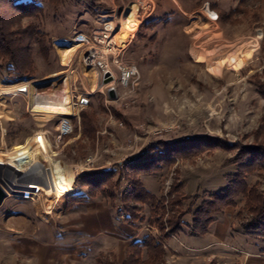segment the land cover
Returning <instances> with one entry per match:
<instances>
[{
  "label": "rangeland",
  "instance_id": "rangeland-1",
  "mask_svg": "<svg viewBox=\"0 0 264 264\" xmlns=\"http://www.w3.org/2000/svg\"><path fill=\"white\" fill-rule=\"evenodd\" d=\"M153 2V11L142 21L136 0H94V7L86 0H46L37 20L21 17L16 23L38 22L52 51L43 57L33 43L34 76L15 77L0 68V154L9 159L25 155L29 140L30 151L41 148L45 154L44 145L51 155L58 197L66 200L49 211L31 197L8 195L0 205V264H95L97 259L122 264L127 247L111 239L78 237L75 230L85 228L78 226L80 216L74 213L78 203H67L69 195L86 192L76 186L78 174L107 170L116 165L115 159L133 163L144 152L149 158L145 164L162 160L159 168L148 171L154 176L147 189L157 190L165 205L171 185L184 182L179 194L186 198L179 206L167 204L159 221L163 230L194 196L192 210L227 186L238 170V163L229 160L241 150L258 149L256 158L264 162V0ZM111 18L120 24L119 30L126 22L135 23L121 58L124 65H134L137 74L128 87L118 86L117 99L106 102L101 91L108 85L100 84L94 69L93 76H85L82 52L70 38L80 27H94ZM94 75L96 88L91 89ZM61 116L71 117L72 132L65 137L58 134ZM192 137H203L199 141L203 146L206 141L214 144L213 138L234 145L206 147L174 157L173 163L161 159L160 155L169 156L164 143ZM123 170L125 175L124 166ZM67 175L72 177L65 181ZM128 182V176L122 177L111 202L119 222L131 225L117 226L124 233L121 237L132 242L153 234L165 250L151 261L142 252L133 264H264V248L257 243L247 256L229 247L215 253L195 250L180 235L166 239L158 226L145 225L151 215L149 203L128 201L135 215L129 221L120 199ZM246 182L249 189L262 193L264 167L248 173ZM47 194L52 195L50 190ZM235 201L225 209L233 215L231 229L239 232L250 214L247 197L238 195ZM23 214L29 226L26 221L23 226L21 221L12 224ZM191 217L186 214L183 221ZM139 222L145 226H137Z\"/></svg>",
  "mask_w": 264,
  "mask_h": 264
},
{
  "label": "trees",
  "instance_id": "trees-1",
  "mask_svg": "<svg viewBox=\"0 0 264 264\" xmlns=\"http://www.w3.org/2000/svg\"><path fill=\"white\" fill-rule=\"evenodd\" d=\"M45 1L46 0H0V68L5 69L8 74L15 75V77L34 76L35 70L32 60L33 43L38 45V51L43 57H47L50 51H52L51 42L40 28L38 22H30L27 25L20 26L16 24L21 20V17H30L37 20L44 10L43 2ZM86 1L88 5L92 4V7H94V0ZM207 11H209V9H207ZM81 115L84 119V114ZM86 120L85 118L84 123H86ZM196 137L180 139L167 144L164 142V144L160 143L166 146L167 153H169V156L160 155L162 157L161 159L167 163H173L174 157L188 155L191 154V152H199L206 147H223L229 149L234 145L221 142L218 138H213L214 144L206 141L205 146H203L199 142L203 137ZM239 150H241V148ZM257 150L245 148L238 153V156L230 159V162L238 163V170L236 174L228 179L227 186L220 192L211 194L210 200L202 201L196 209L192 210V206L197 199V197L194 196L188 208L176 215L172 221L170 220L171 225L168 226V230H163L164 226L159 221H161L160 218L164 216V209L169 202L172 206H179L186 198L185 195L180 196L179 194L183 185L179 180L171 185L166 205L165 198H158L146 190L142 182L137 178V175L140 173H148V171H154L153 169L159 168L158 163L162 160L155 161V163L153 162L154 167L150 163L145 164L144 162H149L147 161L149 158L144 152L138 155L137 159L133 162L135 164L131 163L124 165V169L127 173L124 175V170H121V173H118L115 180L113 178L116 173L120 172L118 168L85 173L77 177L75 183L78 187H85L86 192L69 195L67 203L69 204L70 201L75 203H86L96 195L107 197L112 202L117 197L116 191L120 187L122 177L127 179L128 176L129 182L124 188L120 199L123 202L128 219H130L129 221L135 219V215L132 213L131 209H129L131 206L128 205V201L132 200L143 204L149 203L151 206V215H149L147 219V224L152 227L158 226L162 231L161 234L163 237L178 235L182 231L183 226H185L191 234L202 236L208 232L210 224L215 219L214 215L223 212L228 206H234L236 204L235 197L242 195L247 197L246 207L249 212L248 214H250V219L246 222H241L240 229L245 235L264 240V189L260 194L255 193L254 189L248 188L246 182V175L248 173L257 170V168L264 167V165H262L264 162H260L256 158L255 152ZM150 151H154V148L151 146ZM127 167L128 169L126 170ZM150 168H152V170ZM71 177L72 176L68 175L63 176L65 181ZM170 196H173V199H168ZM159 211H161L160 214L158 213ZM186 214L192 215L189 224L183 221V216ZM138 220L139 218L137 215V221ZM156 223L158 224L156 225ZM142 252H145L146 255L150 257L149 261L156 260L157 257L160 258L165 254L164 246L160 238L153 234H148L142 240L133 241L128 245L126 256L122 264L139 262ZM95 264L116 263L115 261L104 262L101 259H97Z\"/></svg>",
  "mask_w": 264,
  "mask_h": 264
},
{
  "label": "crops",
  "instance_id": "crops-1",
  "mask_svg": "<svg viewBox=\"0 0 264 264\" xmlns=\"http://www.w3.org/2000/svg\"><path fill=\"white\" fill-rule=\"evenodd\" d=\"M132 161L133 160L126 161L121 158L115 159L113 160L112 164H116V165L108 168L107 170L111 168H118V170L120 171L123 169L124 165L130 164ZM103 170H106V169H103ZM78 175L81 176L82 174L80 173ZM153 176H154V172L153 173H143L139 176V178L143 186L145 187V189L148 190L151 194L158 197L157 190L151 191L147 189L152 183L151 179L153 178ZM76 186L78 188L77 184ZM77 205L78 207L77 209H75L74 213H77L80 216L78 220L79 222L78 226L85 227V228H81L85 231H82L80 228H78L77 230L72 229V231L73 230L77 231L78 237L80 236L84 239L87 236H93V239H96L97 241L111 239V241H119L125 247H128L131 241L127 242L124 237H121V235L123 236L124 233L123 232L120 233L117 226H131V225H126L124 221L119 222V218H117L116 213L113 211L112 206H111L112 205L111 200L109 198L103 197L101 195L100 196L96 195L89 202L78 203ZM227 209L221 212L218 216H215V219L210 224L208 232L206 234L202 236L191 234L188 231V229L185 226H183L182 231L178 234L180 235L179 238L189 248L199 250V251H206V252L210 251L214 253L217 252L218 250L225 249V247L227 248L229 247L234 252H238V254L242 252V255L245 254L248 256L249 254H253L254 243H257L258 246H261L264 248L263 239L255 240V238L245 235L242 231L236 232L231 229L233 215ZM23 216H25V218ZM27 219H28V216L23 214L21 218L20 217L17 218V221L15 222L13 221L12 224H16V222L21 221L22 226L26 222H27V225L29 226L30 222ZM191 219L192 217L189 220H184V222L189 224ZM68 221L69 220H67V222ZM7 222L8 224H10L9 221ZM145 225L150 226L147 223ZM145 225H143L142 222H139L137 226H145ZM68 226H72V224H69ZM88 226H91V229H92L91 231H90V228H88ZM166 239H168V237H166ZM81 240L82 239L79 238L77 241H81ZM59 242H62V241H59ZM56 244L58 243L57 242L54 243V248H56L57 246ZM241 244H244V246ZM40 245L44 246L45 244H40ZM235 254L237 255V253ZM217 255H221V254L218 253Z\"/></svg>",
  "mask_w": 264,
  "mask_h": 264
},
{
  "label": "built area",
  "instance_id": "built-area-1",
  "mask_svg": "<svg viewBox=\"0 0 264 264\" xmlns=\"http://www.w3.org/2000/svg\"><path fill=\"white\" fill-rule=\"evenodd\" d=\"M136 3L139 6V13L144 14L143 21L153 11L154 2L153 0H136ZM119 27L120 24L114 18L105 19L94 27H80L73 32L70 38L71 42L79 45L78 49L82 52L81 60L96 71L98 79H101L104 74L110 73L113 81L108 86H114L117 92L118 86L128 87L137 74L134 65H124L125 63L122 61L121 57L127 46L118 47L116 43L115 36ZM129 43L130 41L127 45ZM108 86L104 88V91H101L106 102L110 101L107 96ZM71 132V117L61 116L58 121L59 137H65Z\"/></svg>",
  "mask_w": 264,
  "mask_h": 264
},
{
  "label": "water",
  "instance_id": "water-1",
  "mask_svg": "<svg viewBox=\"0 0 264 264\" xmlns=\"http://www.w3.org/2000/svg\"><path fill=\"white\" fill-rule=\"evenodd\" d=\"M99 81L102 85H109L113 78L110 73H106ZM107 96L110 100L117 99L114 86H108ZM31 146L32 140H29L23 150L26 154L14 158H3L0 154V205L8 195H21L31 197L44 208L54 211L65 202L66 198L62 200L58 197L50 152L44 145L42 146L46 155L40 150L41 148L30 151ZM34 156L38 159L31 160ZM48 190L52 195L47 194Z\"/></svg>",
  "mask_w": 264,
  "mask_h": 264
},
{
  "label": "bare ground",
  "instance_id": "bare-ground-1",
  "mask_svg": "<svg viewBox=\"0 0 264 264\" xmlns=\"http://www.w3.org/2000/svg\"><path fill=\"white\" fill-rule=\"evenodd\" d=\"M206 21H207V23L209 22L208 20H206ZM134 26H135V23L134 22L131 23L129 21V22H126V24L123 27H121L122 29L119 30L117 35L115 36L116 43H117L118 47H123V46L126 45V43L129 40L128 38L130 37V35L134 31ZM203 26H204V24H203ZM83 64L85 65V68L88 69V72L85 73V76H88L90 74V72L93 73V68L89 67L84 62H83ZM90 75L93 76L92 74H90ZM95 75H97V74H95ZM95 75L89 81V85H90L91 89H95L96 88V77H95Z\"/></svg>",
  "mask_w": 264,
  "mask_h": 264
}]
</instances>
